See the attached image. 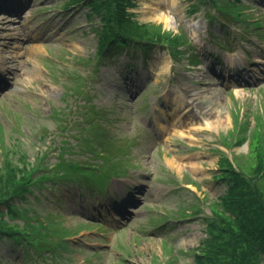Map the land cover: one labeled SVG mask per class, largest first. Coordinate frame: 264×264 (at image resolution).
Here are the masks:
<instances>
[{
    "label": "rangeland",
    "instance_id": "obj_1",
    "mask_svg": "<svg viewBox=\"0 0 264 264\" xmlns=\"http://www.w3.org/2000/svg\"><path fill=\"white\" fill-rule=\"evenodd\" d=\"M172 1L135 0L129 10L140 22H160L174 32L184 29L194 45L190 52L199 57L194 67L186 59L176 63L167 50L157 48L147 58L136 49L113 53L99 70H93V64L82 65V59H97L100 44L90 24L89 7L66 10L70 0H0V31L17 27L0 45L5 66L14 71L13 75L5 71L0 79L5 141L17 128L12 139L20 136L29 142L33 158L38 149L56 143L51 135L61 138L52 111L65 106V93L75 85L72 71L86 77V94L104 110L105 132L117 141L132 140L129 159L135 168L127 177L112 178L106 191H93L87 184L61 185L58 192L45 189V199L30 204L36 217L50 213L65 225L100 221L102 232L91 228L72 236V248L62 250L63 263L119 264L122 258L125 264H156V260L164 264L173 253L179 264H190L193 255L179 249L201 245L207 237L202 218L210 214L208 204L229 187L215 179L220 160L224 153L241 155L243 160L248 150L246 142L232 149L223 145L222 136L236 127L232 113L248 114L250 126L256 112L264 115V40L225 16L210 19L218 13L212 6L193 14V1ZM240 1L247 6L249 20H260L264 30V0ZM154 7L171 19H158ZM238 41L242 47L236 45ZM235 47L238 59L230 53ZM179 97L187 104L186 111L173 108ZM68 101L75 109L72 95ZM43 128L50 135L46 143L38 140ZM70 140L75 142L72 136ZM72 156L87 158L78 152L65 154ZM55 158L53 152L49 161ZM193 205L199 207L194 217L183 218L181 211L194 213ZM163 218L170 219L154 224L153 220ZM165 247L172 249L166 253ZM46 261L52 262L13 239L0 242V264Z\"/></svg>",
    "mask_w": 264,
    "mask_h": 264
},
{
    "label": "trees",
    "instance_id": "obj_2",
    "mask_svg": "<svg viewBox=\"0 0 264 264\" xmlns=\"http://www.w3.org/2000/svg\"><path fill=\"white\" fill-rule=\"evenodd\" d=\"M190 1H193V14L204 6H212L218 13L210 15V19L229 16L264 38L260 20H249L251 15L245 12L247 6L240 0ZM83 5L91 9L90 23L100 41L97 59H82L86 67L93 64V70H99L109 55L133 49L140 51L145 58L155 49L163 48L176 62L186 59L188 65H196L199 61L198 55L190 52L194 45L184 29L174 32L163 28L159 22L135 19L134 12L129 10L135 6V0H70L66 8ZM70 77L75 85L72 92L65 93V106L52 111L56 134L61 136L56 139L51 135L56 143L46 146L45 150L38 149L31 158L29 142L20 136L12 139L19 130L12 129L11 138L5 141L0 125V242L4 238L13 239L42 258H51L52 262L42 264H68L63 263L66 257L62 254V250L73 246L68 238L97 224L65 225L50 213L39 219L30 204L42 202L45 199L42 194L47 196L45 189L58 192L61 185L87 184L105 189L111 178L128 175L129 167L133 165L129 159L132 140L118 142L105 132L103 124L107 118L86 94V77L73 71ZM70 94L75 109L69 106ZM249 117L248 114L241 117L239 110L233 111L232 120L236 127L222 136L226 148L232 149L246 142L248 150L242 155L243 160L241 155L232 153L230 157L221 152L224 155L219 162L220 174L215 179L226 181L229 187L208 204L210 214L202 218L207 237L201 245L188 251L179 249L182 254L193 255L194 261L190 264H264V115L256 112L252 126ZM49 136L43 128L38 140L46 143ZM71 136L75 142H71ZM53 152L56 158L50 162L49 156ZM77 152L87 158L65 157L67 153L74 155ZM192 208L195 211L191 214L187 209L181 211L183 218L194 217L199 207L193 205ZM170 218L153 221L159 226ZM119 249L125 255L124 249ZM170 249L165 247V252ZM170 254L164 264H179L177 255ZM118 263L125 264L122 258Z\"/></svg>",
    "mask_w": 264,
    "mask_h": 264
},
{
    "label": "bare ground",
    "instance_id": "obj_3",
    "mask_svg": "<svg viewBox=\"0 0 264 264\" xmlns=\"http://www.w3.org/2000/svg\"><path fill=\"white\" fill-rule=\"evenodd\" d=\"M175 0H173L172 2H174ZM153 13L154 15L160 19L161 21L163 22H168L171 17L170 15H168L167 13H165L161 8L159 7H154L153 9ZM4 18H8L7 16H5ZM3 19H0V21H2ZM9 20V19H8ZM17 27H8L4 32L3 31H0V45H3L5 44V39L7 38L8 36V33L7 32H11L13 30H15ZM12 33V32H11ZM2 52V54H0V78H2V74H4L5 71L9 70V72L13 75L14 74V71H13V68H7L5 66V63L7 62V58L6 56L3 54V50L0 51ZM174 102V109L175 111L179 110V108H183L184 111L187 110V104H185V101H183L180 97L177 98V99H174L173 100ZM183 111V112H184ZM197 166V165H195Z\"/></svg>",
    "mask_w": 264,
    "mask_h": 264
}]
</instances>
